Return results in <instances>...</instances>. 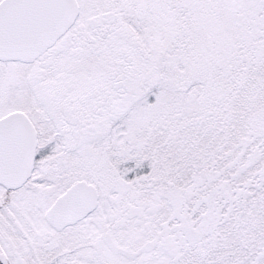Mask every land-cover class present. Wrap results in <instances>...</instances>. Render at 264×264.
I'll use <instances>...</instances> for the list:
<instances>
[{
    "label": "snow or ice",
    "instance_id": "1",
    "mask_svg": "<svg viewBox=\"0 0 264 264\" xmlns=\"http://www.w3.org/2000/svg\"><path fill=\"white\" fill-rule=\"evenodd\" d=\"M0 264H264V0H0Z\"/></svg>",
    "mask_w": 264,
    "mask_h": 264
}]
</instances>
